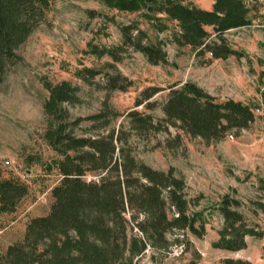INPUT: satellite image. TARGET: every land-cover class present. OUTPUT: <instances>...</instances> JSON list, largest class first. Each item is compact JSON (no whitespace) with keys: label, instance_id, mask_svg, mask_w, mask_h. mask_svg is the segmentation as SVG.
I'll use <instances>...</instances> for the list:
<instances>
[{"label":"trees","instance_id":"16d2710c","mask_svg":"<svg viewBox=\"0 0 264 264\" xmlns=\"http://www.w3.org/2000/svg\"><path fill=\"white\" fill-rule=\"evenodd\" d=\"M97 1L110 10L138 14L157 33L170 31L173 43L190 47L198 58L210 54L208 61L245 57L225 34L252 25L254 15L262 20L255 0H214L211 9L191 0ZM50 7L51 0H0V85L11 66L22 59L18 50L47 21ZM97 13L89 11L91 17ZM119 28L118 45L88 43L87 53L109 60L75 71L84 83L106 91L98 112L73 117L69 105L82 103L80 86L68 80L44 83L49 96L43 106V139L56 157L49 163L31 159L29 164L57 170L60 180L51 191L54 201L49 213L27 223L23 239L0 252V264H141L148 252L155 264H162L159 257L170 255L175 246L182 253L189 249V234L199 238L206 234L212 211L223 218L214 248L240 251L247 247L248 236L264 240V227L250 221L241 199L226 193L208 213L196 209L200 203L187 198L185 178L174 168L158 170L140 160L134 145L139 138L171 134L170 128L179 131L166 139L171 149L182 144L181 132L207 144L219 142L248 129L259 107L234 98L219 101L197 83L186 81L171 87L161 106L162 117L138 109L119 112L109 97L133 86L118 67L129 50L141 53L152 65L169 63L167 41L151 37L138 18ZM160 91L156 86L145 88L135 106L154 110L157 102L151 99ZM262 97L264 103V91ZM259 184L264 192L263 178ZM29 192V185L19 178L0 179V216L15 213ZM252 204L255 215L264 214V201ZM188 264H199V257ZM220 264L252 263L226 257Z\"/></svg>","mask_w":264,"mask_h":264},{"label":"rangeland","instance_id":"374dc122","mask_svg":"<svg viewBox=\"0 0 264 264\" xmlns=\"http://www.w3.org/2000/svg\"><path fill=\"white\" fill-rule=\"evenodd\" d=\"M191 2L210 8L213 0ZM90 10L98 13L91 17ZM136 18L151 37L159 36L167 41L169 63L152 65L141 53L129 50L118 67L133 80V86L128 91L110 94L109 102L116 110L126 113L138 109L162 117L161 106L171 87L186 81L197 83L219 101L234 98L259 107L256 121L239 135L232 132L219 142L207 144L180 131L182 144L171 149L166 147V139L179 131L170 128L171 134L162 132L136 139L137 157L158 170L174 168L185 178L187 198L199 201L196 209L205 208L208 213L224 194L231 193L244 202L242 211L250 221L264 227V214L255 215L252 210L253 201H264V192L259 188V179H264V25L258 15H254L252 25L225 34L234 48L246 53L245 57L208 61L210 54L196 57L190 47L173 43L170 31L157 33L138 14L110 10L97 0H51L47 21L18 50L22 59L11 66L0 85V179L16 177L30 189L15 213L0 216V252L23 239L32 218L49 213L54 201L51 191L60 180L57 170L47 171L35 162L29 164L31 159L41 158L49 163L56 157L43 139L46 127L43 106L49 96L44 83L68 80L80 86L82 103L69 105L73 117L98 112L106 99V91L84 83L75 76V71L83 66L99 67L109 60L87 53L88 43L108 47L120 44L119 25ZM149 86L161 89L151 99L157 102L156 108L136 107V100ZM91 178L95 176L88 175ZM208 221L202 238L189 234L188 250L182 253L175 246L170 255L158 260L162 264H188L195 256L199 257V264H220L222 259L233 257L264 264L263 239L248 236L247 247L240 251L217 249L213 242L219 238L223 218L212 211ZM150 255L148 252L141 264H155Z\"/></svg>","mask_w":264,"mask_h":264},{"label":"built area","instance_id":"2783aa9c","mask_svg":"<svg viewBox=\"0 0 264 264\" xmlns=\"http://www.w3.org/2000/svg\"><path fill=\"white\" fill-rule=\"evenodd\" d=\"M257 1L258 5H259V9H260V14H261V21L264 25V0H255Z\"/></svg>","mask_w":264,"mask_h":264},{"label":"crops","instance_id":"0c3cea01","mask_svg":"<svg viewBox=\"0 0 264 264\" xmlns=\"http://www.w3.org/2000/svg\"><path fill=\"white\" fill-rule=\"evenodd\" d=\"M213 2H214V0H213ZM213 2H211V7H212ZM211 7L210 8H206V9H211Z\"/></svg>","mask_w":264,"mask_h":264}]
</instances>
